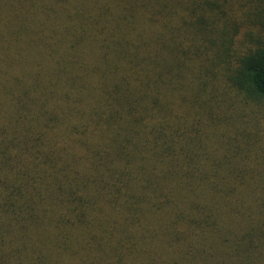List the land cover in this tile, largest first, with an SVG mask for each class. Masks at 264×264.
Listing matches in <instances>:
<instances>
[{
  "label": "trees",
  "instance_id": "1",
  "mask_svg": "<svg viewBox=\"0 0 264 264\" xmlns=\"http://www.w3.org/2000/svg\"><path fill=\"white\" fill-rule=\"evenodd\" d=\"M0 264H264V0H0Z\"/></svg>",
  "mask_w": 264,
  "mask_h": 264
}]
</instances>
